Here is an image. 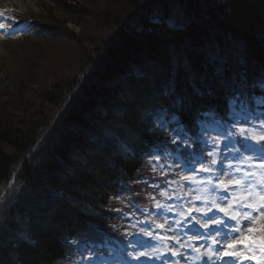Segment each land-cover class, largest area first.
Returning a JSON list of instances; mask_svg holds the SVG:
<instances>
[{"label": "trees", "instance_id": "trees-1", "mask_svg": "<svg viewBox=\"0 0 264 264\" xmlns=\"http://www.w3.org/2000/svg\"><path fill=\"white\" fill-rule=\"evenodd\" d=\"M37 1L41 15L19 16L30 33L0 39V264H62L72 239L123 236L119 213L151 203L148 179L175 180L154 153L171 157L177 132L198 133L205 116L228 119L230 101L264 97V0H179L178 28L163 12L170 0H159L161 26L141 9L155 0H108L110 14ZM83 19L99 34L70 31ZM63 38L76 58L41 64ZM163 111L167 130L154 126Z\"/></svg>", "mask_w": 264, "mask_h": 264}, {"label": "snow or ice", "instance_id": "snow-or-ice-1", "mask_svg": "<svg viewBox=\"0 0 264 264\" xmlns=\"http://www.w3.org/2000/svg\"><path fill=\"white\" fill-rule=\"evenodd\" d=\"M260 115L258 124L253 123L256 118L251 113L230 117L233 123L229 130L219 131L215 137L208 133L205 138L204 127L192 135L184 132L183 138L177 132L172 141L177 144L175 162L182 170L191 174L190 187L204 185L202 190H196L208 195L195 197L204 202V209L196 207L193 201H186L187 193L185 196L176 192L172 195L162 193L167 200L173 201L172 204L161 203L152 197L155 207L160 210L158 215L163 223L144 221L148 227L133 231L131 229L135 225H132L130 230L123 233L124 239L119 242V251L126 258L124 264H179V261L169 258V254L182 258L186 255L179 250L185 245L177 236L204 242L202 247L206 251L203 253L200 247L188 245V248L201 256L203 264H243L245 260L264 264V114ZM241 120L250 124L251 128L237 127ZM221 144L223 147H220ZM153 155L158 157L159 153ZM219 157L223 159L218 160ZM200 173L206 175L201 176ZM221 190L225 206H221L216 199L208 198L218 195ZM213 207L223 213V217L215 213L208 215ZM193 212L200 215H193ZM193 221L203 231L193 230L189 236ZM155 229L161 231L157 232ZM167 233L174 235L169 236ZM168 240H173L179 249L169 245ZM159 242H163V245ZM238 246L246 251L236 250ZM256 248L259 249L260 256L255 254ZM85 258L89 261L95 259L91 256Z\"/></svg>", "mask_w": 264, "mask_h": 264}, {"label": "rangeland", "instance_id": "rangeland-1", "mask_svg": "<svg viewBox=\"0 0 264 264\" xmlns=\"http://www.w3.org/2000/svg\"><path fill=\"white\" fill-rule=\"evenodd\" d=\"M83 2L85 3L86 6H88L87 4H89L90 8H91V6L93 7L95 5L96 6V12L101 13V14L103 11L106 10L107 7H108L107 14H110L109 12L113 11L112 6H114V5L110 4L108 2V0H83ZM39 5L40 4L37 0H20L19 2H14L11 5H7V7H2V8H0V24L5 25L7 28L10 29L11 32L18 30V29L22 30V28H21L22 26L20 28L15 29L16 27H18L16 25V21L11 16H7L3 13L4 12H10V13L14 12V13L41 15L42 12L40 11ZM1 12H2V14H1ZM58 18H61L60 19L61 21H63V19H64V18L62 19V16H59V15H58ZM88 19H83V20L79 21V23H81L82 27H80L79 25H76L75 23H72V24L67 23V26L70 29V31L75 32L77 37L80 39H86V37L92 33H95L96 35L99 34L97 29H95L96 23L94 22V25H93V22H91V20H88ZM187 22L188 21L183 22V20H181L180 23H182V25L184 24V26H185V24ZM178 27H180V26H178ZM106 32L107 31H103L101 33L100 36L102 39L105 38ZM52 43L53 44L50 47L46 48L49 51L45 54L43 62L41 64L47 63L48 66H50L51 63L57 64V65H59V64H66L67 65L69 63V61L71 62L72 60H74L76 58L77 50L75 49V46H74L75 42H72V41L69 42V40H67L66 38H63L60 41H53ZM68 67L69 66H67V68ZM41 73H43V72L41 71ZM117 88H118L117 91H119V93H118L119 95H123V94L126 95L124 89L122 90L118 86H117ZM247 114H249V113L247 112ZM161 121H164V119L161 118L159 120V123H161ZM253 123L258 124L256 122H253ZM240 126H245V127L250 128V126H248V125H243V124L238 125V127H240ZM214 129L215 130L218 129L217 126H215ZM220 147H223V144H221ZM219 159H223V157H219L218 160ZM172 168L174 169V172H176V173L178 171H182V167L177 166L175 159H174ZM190 179H191V175H188L187 179H184L181 182V188L182 189L179 191V195L185 196V193H187V195L185 196L186 201H193L196 207L204 209V202L200 199H195V197L200 196V195L207 196L208 194L202 193L201 191H197L196 189H198V188L201 190L203 189V188L199 187L198 185H191V187H190L189 186V180ZM225 182L227 183V178L225 179ZM220 194H219V196L214 194L208 198H209V200L216 199L217 202L221 204V206H225L223 203V200L221 199V197H223V196H221ZM45 198L46 197L43 195H38V199H40V200H44ZM32 201L34 202V200H32ZM33 202H31V201L28 202V206H31ZM172 203L173 202H171V203L168 202L167 204H172ZM176 203H179V201H176ZM159 211L160 210L156 209L153 212V215H152L150 222L155 221L157 223H163V220L159 219V215H158ZM217 211H218V209L213 207L212 212H209L208 215H212L213 213L216 214ZM192 214L197 215V216L200 215L196 212H193ZM190 219L191 218H189V220ZM192 225H195L194 221L192 222ZM153 227H154V224H153ZM165 227L167 228V225ZM213 227H215V226H213ZM155 231L160 232L161 230L155 229ZM167 235L172 236L174 234L173 233H167ZM188 235L189 236L192 235V230L189 231ZM177 238H179L181 240V243L185 245V247L183 249H179V246L175 245L173 240H168L167 243L169 245H171L172 247L179 249L182 254H186V255L182 258L181 256L172 257L169 254V258L171 259V257H172L173 258L172 261H179V264H203L201 256L198 255V253L196 251H193L192 249L188 248V245L192 244L195 247H200L201 253L205 252L206 249L204 247H202L203 244L200 242V240H195V239L190 240V239H188L187 236H177ZM159 243H161V246L163 245V242H159ZM237 250L246 251V250H243L242 248H240L239 246L237 247ZM254 252L257 256H260V251L258 248L254 249ZM248 254L250 255L251 253H248ZM89 255H91V257H94L95 261H97V255L95 253L87 254V256H89ZM88 262H89V260H88ZM94 263H96V262H93L92 264H94Z\"/></svg>", "mask_w": 264, "mask_h": 264}, {"label": "bare ground", "instance_id": "bare-ground-1", "mask_svg": "<svg viewBox=\"0 0 264 264\" xmlns=\"http://www.w3.org/2000/svg\"><path fill=\"white\" fill-rule=\"evenodd\" d=\"M1 1L2 2L8 1L9 3L12 4L13 2H19L20 0H1ZM170 1H174V3L169 5L167 2H164V1L161 2L159 0H155L150 4L145 3L147 5L141 6V9L144 10L146 7H149V9H151L153 12L151 14L150 13L148 14V18H149L148 21H150L152 24H156V25L161 26L164 24V20L161 19L163 17L162 16L163 6H165V3H167L163 12H165L167 15L168 23L173 25V27H178L181 25L180 24V22H181L180 18L183 17V19H185V17L182 15L184 12L183 10L185 9L184 8L185 6L179 0H170ZM117 2L121 5H123L121 0H117ZM148 3H149V1H148ZM133 11L136 12V9H133ZM140 11H142V10H140ZM143 15H144V12L141 13L140 16L137 14L136 15H130L128 21L136 22L139 19V17H141Z\"/></svg>", "mask_w": 264, "mask_h": 264}]
</instances>
